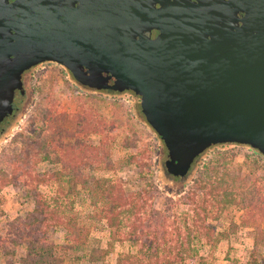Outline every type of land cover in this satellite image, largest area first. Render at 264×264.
I'll return each instance as SVG.
<instances>
[{
  "label": "water",
  "instance_id": "water-1",
  "mask_svg": "<svg viewBox=\"0 0 264 264\" xmlns=\"http://www.w3.org/2000/svg\"><path fill=\"white\" fill-rule=\"evenodd\" d=\"M74 1L0 0L9 112L21 73L55 63L84 88L140 97L168 151L169 180L186 181L216 145L250 146L264 156V0L162 1L155 38L121 15L119 0H80L87 22L74 32L48 25L56 3L71 15Z\"/></svg>",
  "mask_w": 264,
  "mask_h": 264
},
{
  "label": "rangeland",
  "instance_id": "rangeland-1",
  "mask_svg": "<svg viewBox=\"0 0 264 264\" xmlns=\"http://www.w3.org/2000/svg\"><path fill=\"white\" fill-rule=\"evenodd\" d=\"M29 94L27 111L0 141V264H20L25 257L27 245L13 243L17 223L35 210L37 190L54 193V184L40 185L38 176L55 173L66 175L73 198L78 194L74 211L90 228V249H106L110 234L105 221L92 218L90 188L97 176L116 181L126 193H142L149 212L183 227L184 214L192 209L185 197L197 190L200 204L212 208L205 222L211 233L210 238L192 236L190 253L198 259L188 264H264V164L254 160L253 148L230 145L227 158L214 148L186 181L171 182L162 168L168 151L133 92L93 91L66 68L46 63L29 76ZM210 159H217V167L205 171ZM30 174L36 180L24 186ZM50 240L61 244L63 233L52 231ZM90 249L67 256L65 264H92ZM135 251L128 241L117 243L104 264Z\"/></svg>",
  "mask_w": 264,
  "mask_h": 264
},
{
  "label": "trees",
  "instance_id": "trees-1",
  "mask_svg": "<svg viewBox=\"0 0 264 264\" xmlns=\"http://www.w3.org/2000/svg\"><path fill=\"white\" fill-rule=\"evenodd\" d=\"M214 148L223 150L220 158L232 156L230 145H216L208 152ZM252 151L254 160L264 164V156L254 149ZM217 162V159L205 162V171L211 167L216 169ZM28 178V181H22L24 186L33 185L36 180L32 174ZM38 181L47 187L54 184V193L47 196L38 190L35 192L36 208L17 223L19 237L13 243L28 247L20 264H65L67 256L90 249V228L80 221L74 211V200L78 194L73 198L74 190L65 174H41ZM90 196L94 201L92 218L105 221L110 233L106 249H90L87 258L92 264H104L111 249L117 243L126 241L135 246L136 251L119 254L115 264H188L198 259L190 253L194 246L192 236L197 234L210 238L211 229L205 222L212 208L207 209V205L200 204L202 199L197 190L185 197L192 209L191 213L184 214L181 221L184 227L162 213L149 212L142 193H126L110 179L95 176ZM52 231L63 233L61 244L50 240ZM204 260L201 257L199 261Z\"/></svg>",
  "mask_w": 264,
  "mask_h": 264
},
{
  "label": "flooded vegetation",
  "instance_id": "flooded-vegetation-1",
  "mask_svg": "<svg viewBox=\"0 0 264 264\" xmlns=\"http://www.w3.org/2000/svg\"><path fill=\"white\" fill-rule=\"evenodd\" d=\"M162 1L165 0H119L118 6L120 8L121 15L130 18L129 20H127L128 22H134L135 24H137V30L139 32L150 33L152 35V38H155L160 33V31L155 26L159 23L157 21V18L158 15H160L159 11L162 9ZM169 1L172 3L174 0ZM10 2L12 3L14 2V0H10ZM80 5L81 1L75 0L73 4L74 10L72 11L71 15H68V6L61 2L56 3L55 6L56 8H59L60 11L56 15L54 22L52 23L51 21H49L48 25L52 26L53 24L56 30L66 34L76 31L83 23L87 22V13L83 15L80 12ZM239 16L242 17L243 14L240 13ZM66 36L67 35L64 36V39L69 38L68 36ZM60 38V36H53V39L60 40ZM41 65L43 64L26 69L21 73L20 81L17 82L18 85H16V87L14 88L13 101L11 104L12 107L10 112L8 111L7 105L8 97L11 94V90L13 88V83L11 81L0 82V141L13 129L14 124L27 111L30 96L29 76L33 74L34 70H36ZM6 66L7 67L5 68V71H7L8 68L9 73L13 72L11 63L6 64ZM3 67L4 65L0 66V73L3 71ZM165 161L162 162L164 175ZM169 181L178 182L179 178Z\"/></svg>",
  "mask_w": 264,
  "mask_h": 264
},
{
  "label": "built area",
  "instance_id": "built-area-1",
  "mask_svg": "<svg viewBox=\"0 0 264 264\" xmlns=\"http://www.w3.org/2000/svg\"><path fill=\"white\" fill-rule=\"evenodd\" d=\"M237 146V145H236Z\"/></svg>",
  "mask_w": 264,
  "mask_h": 264
}]
</instances>
